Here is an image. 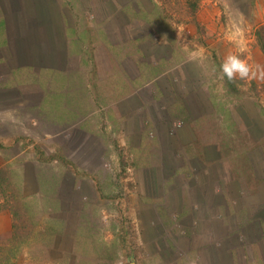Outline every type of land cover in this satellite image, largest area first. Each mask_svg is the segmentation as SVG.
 Segmentation results:
<instances>
[{
  "label": "rangeland",
  "instance_id": "rangeland-1",
  "mask_svg": "<svg viewBox=\"0 0 264 264\" xmlns=\"http://www.w3.org/2000/svg\"><path fill=\"white\" fill-rule=\"evenodd\" d=\"M232 25L264 68V0H0V264H264V80L220 78Z\"/></svg>",
  "mask_w": 264,
  "mask_h": 264
},
{
  "label": "clouds",
  "instance_id": "clouds-1",
  "mask_svg": "<svg viewBox=\"0 0 264 264\" xmlns=\"http://www.w3.org/2000/svg\"><path fill=\"white\" fill-rule=\"evenodd\" d=\"M228 37L235 42L239 54L230 52L225 57L220 67V78L227 77L229 81H234L237 78L240 80H254L257 78L264 80V68H261L260 65H256L253 68L246 59L241 58L242 54L246 51L242 29L236 25H232Z\"/></svg>",
  "mask_w": 264,
  "mask_h": 264
},
{
  "label": "crops",
  "instance_id": "crops-1",
  "mask_svg": "<svg viewBox=\"0 0 264 264\" xmlns=\"http://www.w3.org/2000/svg\"><path fill=\"white\" fill-rule=\"evenodd\" d=\"M41 7H43V8H46L47 10L49 9L47 6H46V3H42L41 4ZM57 25V24H56ZM60 26L62 27V26H66V24H62L61 25V23H60ZM47 27H51L50 25L49 26H47ZM57 27H59L58 25H57ZM29 118V117H28ZM3 120H5V121H11V119L8 117V118H5V119H3ZM22 121H23V123H26L27 122V120H26V118H24V119H21ZM32 120V119H31ZM31 120H29V122H31ZM12 128H15L16 129V131L19 133V134H25V130H23L22 128H19L18 126H15V127H12ZM17 132H14L13 133V135H14V137H16V133ZM4 133V131L2 132V133H0V136H2L3 138H13V136H6V137H4L3 135H1V134H3ZM46 136H47V138H48V136H50V135H53V134H56L57 133V131H55V130H47L46 131ZM71 142H75V143H77V144H83L84 145V147L86 148L85 150H84V148H83V146H78L77 148L80 150L79 152H80V154H81V156L80 155H78V158H77V160H76V162L77 163H79V161H83V160H89L90 159V156H93V155H95V153H97V149H96V147H93V146H88L86 143H83V142H81L82 140L81 139H73V136L69 139ZM90 161V160H89ZM80 164V163H79ZM58 166L55 168V169H50V170H46V173L47 174H49V175H53V172H55V173H58L59 172V170L62 172V175L64 176V177H69L70 175H69V172H73L74 171V168L70 171L68 168H65V167H60V163H58L57 164ZM87 170V169H86ZM34 171H35V169H34ZM75 172H76V175L78 174V167H77V169H75ZM43 182H46V180L45 179H41ZM33 181H34V183H37V180H36V178H35V176L33 175ZM68 181V180H67ZM63 184V183H62ZM62 184H60V186L58 187V188H60L61 189V191H59L58 193H59V196H61V200L62 201H58L57 202V206L58 207H61V210L63 211V210H65L66 209V206H65V201H68V200H74V201H79L80 199H81V196L80 195H77L76 197H73L72 195L71 196H68L70 193H68V192H72V193H74L75 192V190H71L68 186L66 187V185H65V187H64V189H63V186H62ZM41 189L42 188H48V186L46 185H42L41 187H40ZM80 194H83V192L82 193H80ZM75 213H77V212H75Z\"/></svg>",
  "mask_w": 264,
  "mask_h": 264
},
{
  "label": "trees",
  "instance_id": "trees-1",
  "mask_svg": "<svg viewBox=\"0 0 264 264\" xmlns=\"http://www.w3.org/2000/svg\"><path fill=\"white\" fill-rule=\"evenodd\" d=\"M225 208H226V206H225Z\"/></svg>",
  "mask_w": 264,
  "mask_h": 264
}]
</instances>
